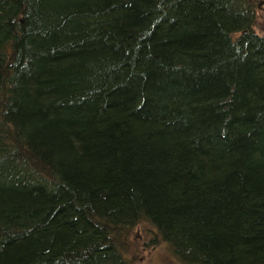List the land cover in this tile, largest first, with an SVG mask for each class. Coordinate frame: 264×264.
Masks as SVG:
<instances>
[{"label": "trees", "instance_id": "16d2710c", "mask_svg": "<svg viewBox=\"0 0 264 264\" xmlns=\"http://www.w3.org/2000/svg\"><path fill=\"white\" fill-rule=\"evenodd\" d=\"M257 2L0 0V264H264Z\"/></svg>", "mask_w": 264, "mask_h": 264}, {"label": "rangeland", "instance_id": "374dc122", "mask_svg": "<svg viewBox=\"0 0 264 264\" xmlns=\"http://www.w3.org/2000/svg\"><path fill=\"white\" fill-rule=\"evenodd\" d=\"M257 14L255 17L254 29L263 31L264 23V0L257 2ZM235 36L237 35L234 34ZM145 223H138L128 233L125 239L126 251L130 256V264H179L174 255L171 254L163 241L153 243L149 230L146 231Z\"/></svg>", "mask_w": 264, "mask_h": 264}]
</instances>
